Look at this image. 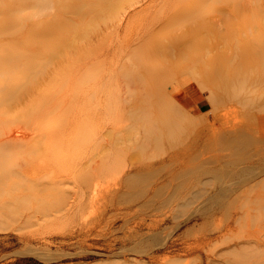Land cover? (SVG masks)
I'll return each instance as SVG.
<instances>
[{
	"label": "rangeland",
	"instance_id": "1",
	"mask_svg": "<svg viewBox=\"0 0 264 264\" xmlns=\"http://www.w3.org/2000/svg\"><path fill=\"white\" fill-rule=\"evenodd\" d=\"M172 2L114 9L88 42L86 70L59 77L55 104L77 105L69 132L18 144L0 133V264H257L264 254V85L243 67H205L229 30L196 17L222 11Z\"/></svg>",
	"mask_w": 264,
	"mask_h": 264
},
{
	"label": "bare ground",
	"instance_id": "2",
	"mask_svg": "<svg viewBox=\"0 0 264 264\" xmlns=\"http://www.w3.org/2000/svg\"><path fill=\"white\" fill-rule=\"evenodd\" d=\"M137 1L0 0V133L5 141L18 144L45 134L52 143L60 132L70 131L67 123H74L68 115L75 113L77 105L57 100L55 104L53 92L59 77L75 71L82 74L87 68L90 38L100 34L101 24L115 16L114 9H123ZM172 1V6L199 1L201 9L208 6L222 11L216 19L203 13L196 17L199 25L212 23L218 30L224 24L229 30L213 39L214 46L218 47L216 54L207 60V69L215 68L216 63L217 66L232 65L233 70L243 67L249 84L264 85V0ZM179 20L185 22L181 16ZM203 40L200 45H212L209 38ZM179 49L185 50L187 46ZM194 50L196 55H202L200 48ZM252 62L256 65L254 72ZM206 72L210 75L209 70ZM90 118L83 116L85 121ZM1 137L0 146L4 141ZM210 241L212 239L206 237L190 243L182 253L203 249ZM259 246L264 251V237L259 239ZM257 259V264H264V254ZM180 261L171 258L160 262L155 258L153 264H180ZM207 264H215V258L209 259ZM245 264L251 263L246 261Z\"/></svg>",
	"mask_w": 264,
	"mask_h": 264
}]
</instances>
